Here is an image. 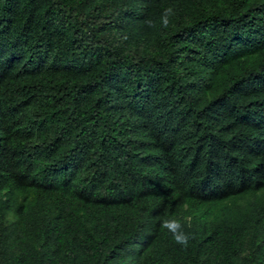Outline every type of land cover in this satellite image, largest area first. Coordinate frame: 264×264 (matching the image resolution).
Returning <instances> with one entry per match:
<instances>
[{
  "label": "trees",
  "instance_id": "obj_1",
  "mask_svg": "<svg viewBox=\"0 0 264 264\" xmlns=\"http://www.w3.org/2000/svg\"><path fill=\"white\" fill-rule=\"evenodd\" d=\"M262 190L264 0H0V264H264Z\"/></svg>",
  "mask_w": 264,
  "mask_h": 264
},
{
  "label": "rangeland",
  "instance_id": "obj_2",
  "mask_svg": "<svg viewBox=\"0 0 264 264\" xmlns=\"http://www.w3.org/2000/svg\"><path fill=\"white\" fill-rule=\"evenodd\" d=\"M259 200L264 202V190L257 192L253 195H245L236 199H233L229 202V207L237 208V209H244L249 206V204L254 200Z\"/></svg>",
  "mask_w": 264,
  "mask_h": 264
},
{
  "label": "clouds",
  "instance_id": "obj_3",
  "mask_svg": "<svg viewBox=\"0 0 264 264\" xmlns=\"http://www.w3.org/2000/svg\"><path fill=\"white\" fill-rule=\"evenodd\" d=\"M174 15L175 13L171 6L164 9V13L161 17L162 26L164 28H167L169 26V23H170L169 16H174ZM146 23L148 24L149 27H154V24L151 20L147 21ZM188 239L189 237L185 235L183 239H177V242L183 244L184 246H187Z\"/></svg>",
  "mask_w": 264,
  "mask_h": 264
}]
</instances>
